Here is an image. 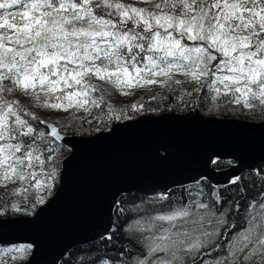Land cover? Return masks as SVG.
<instances>
[{
  "label": "snow or ice",
  "instance_id": "snow-or-ice-1",
  "mask_svg": "<svg viewBox=\"0 0 264 264\" xmlns=\"http://www.w3.org/2000/svg\"><path fill=\"white\" fill-rule=\"evenodd\" d=\"M180 74L213 99L264 106V0H0V183L23 185L16 194L53 188L47 153L59 133L39 130L46 122L32 107L87 110L103 102L94 80L132 89L180 85ZM242 180L229 183L239 192ZM230 200L199 185L178 201L153 198L119 264H264V202L248 204L245 217ZM31 250L0 247V264H28Z\"/></svg>",
  "mask_w": 264,
  "mask_h": 264
},
{
  "label": "water",
  "instance_id": "water-1",
  "mask_svg": "<svg viewBox=\"0 0 264 264\" xmlns=\"http://www.w3.org/2000/svg\"><path fill=\"white\" fill-rule=\"evenodd\" d=\"M45 122L47 131L56 127ZM57 131L53 139L68 151L54 191L30 215L0 218V245H32L28 264H58L72 247L108 238L121 194L165 193L202 179L226 185L264 161V120L221 119L197 107L138 115L94 134ZM215 157L232 164L215 168Z\"/></svg>",
  "mask_w": 264,
  "mask_h": 264
},
{
  "label": "trees",
  "instance_id": "trees-1",
  "mask_svg": "<svg viewBox=\"0 0 264 264\" xmlns=\"http://www.w3.org/2000/svg\"><path fill=\"white\" fill-rule=\"evenodd\" d=\"M173 79H179L182 83L180 85L171 83L172 86L164 85L148 92L144 91L145 93L134 94L133 98L128 100H122L117 97L108 83L94 80L93 82L99 85L100 90L93 93V98L99 100L100 97H103V102L99 107L91 105V109L85 115L74 116L77 112L72 108L65 116L59 113V109L32 107L31 110L35 112L39 119L53 123L61 133L67 134L75 132L94 134L100 130L107 129L112 123L123 119L164 111L182 112L196 105L202 113L217 114L222 118L226 116L236 117L237 115L239 118L253 121L264 120V106H261L259 103L253 108H244L242 105L230 103L228 97L221 96L213 99L212 97L215 96V93L212 90L207 88L201 89L200 85L193 83L190 78L186 80V78L174 76ZM19 99L24 104L31 105L34 103L22 96ZM75 123H77V126L73 127ZM38 127L39 130L47 131L41 124ZM49 140L51 143L48 146L53 151L47 153V155L52 156L51 166L55 167L57 173V179L55 178L53 181V188L51 191L45 192L30 188L26 192L27 194H16L15 190L23 187V185L18 182L6 185L3 189H0V217L30 215L35 207L40 204L36 198L42 196L45 200L54 191L58 182L60 161L66 155L68 149L56 142L52 137H49ZM219 161V164H214V167L223 168L232 163L226 160ZM239 177L243 178L242 181H238V186L241 189L239 192L236 191V186L231 184L214 187L202 179L187 186L171 189L166 194L169 195L171 200L178 201L182 192L186 195V190L189 186L195 189L199 185L205 192L208 189L220 191L232 197V200L227 205L230 211H236L235 202L239 201L244 205L240 209L239 214L246 217V206L248 204L264 202L260 194V190L264 188V163L257 166V171H244ZM156 193L122 194L117 201L118 204L114 211L109 237L75 247L63 256L58 264H100L103 260H107L108 264H119L121 260H127V250L133 249L131 241L139 243L136 240L138 234L131 230L130 225L139 219L145 218L150 213L153 206L150 201L159 196ZM245 198L247 199L245 200ZM13 205H16L19 210H14ZM229 222L237 224L236 230L243 226L235 218H231ZM14 245L24 244H12L10 246ZM133 250L135 251V249Z\"/></svg>",
  "mask_w": 264,
  "mask_h": 264
},
{
  "label": "rangeland",
  "instance_id": "rangeland-1",
  "mask_svg": "<svg viewBox=\"0 0 264 264\" xmlns=\"http://www.w3.org/2000/svg\"><path fill=\"white\" fill-rule=\"evenodd\" d=\"M177 76H180V77H183V78H185L182 74H180V75H177ZM96 81V80H95ZM108 85H110V88L113 90V92H114V94L117 96V97H119L120 99H122V100H128V99H132L133 98V96H134V94H141V93H145L144 91H146V92H148V91H150V90H153V89H156V88H158V87H160L161 85H159V84H156V85H144L143 87H136V88H132V89H128V88H122V89H118V88H116L114 85H111V84H108ZM134 91V92H133ZM126 93V94H125ZM134 93V94H133ZM197 106V105H196ZM198 107V106H197ZM192 108V107H191ZM190 107H189V109H191ZM71 108H68L66 111L65 110H61V109H59V113H61V115L62 116H65V114H67L68 112H69V110H70ZM75 109V111L77 112V113H75L74 114V116H79V115H82V114H87L88 112H89V110L91 109V105H88L87 106V110H85V109H82V108H74ZM189 109H187V110H189ZM199 109V108H198ZM200 110V109H199ZM184 112H186V111H184ZM200 113H202L201 111H200ZM203 115H207V116H209L210 114H205V113H202ZM211 116H216L217 118H222V117H220L219 115H217V114H213V115H211ZM233 118V117H235V116H226V117H223V118ZM242 119H244V118H242ZM77 126V123H75L74 125H73V127H76ZM10 183H12V182H8L6 185H9ZM5 184H3V183H0V189H3L5 186H6ZM160 194H166V193H158V195H160ZM140 220V219H139ZM136 222V221H135ZM134 222V223H135ZM133 223V224H134ZM75 248V247H74ZM74 248H72V249H74ZM71 249V250H72ZM101 264V263H100Z\"/></svg>",
  "mask_w": 264,
  "mask_h": 264
},
{
  "label": "bare ground",
  "instance_id": "bare-ground-1",
  "mask_svg": "<svg viewBox=\"0 0 264 264\" xmlns=\"http://www.w3.org/2000/svg\"><path fill=\"white\" fill-rule=\"evenodd\" d=\"M171 86H172V85H171ZM133 92H134V91H133ZM133 94H134V93H133ZM181 96H182V95H181ZM195 107H197V106H195ZM195 107H193V108H195ZM238 107H239V106H238ZM190 108H191V107H190ZM193 108H191V109H193ZM197 108H198V107H197ZM72 109H74V108H72ZM191 109L186 110V112L182 111V112H177V113L185 114V113H187L188 111H191ZM237 109H238V108H237ZM237 109H236V111H237ZM198 110H199V109H198ZM113 111H114V110H113ZM199 111H200V110H199ZM207 111H208V110H207ZM209 111H210V110H209ZM234 111H235V110H234ZM234 111H233V112H234ZM170 112H175V111H170ZM224 112H225V111H224ZM227 112H228V111H227ZM241 113H242V112H241ZM201 114H202V113H201ZM99 115H100V114H99ZM150 115H151V114H150ZM235 115H236V114H235ZM239 115H240V114H239ZM210 116H211V115H210ZM215 117H216V116H215ZM236 117H237V115H236ZM229 118H230V117H229ZM233 118H234V117H233ZM221 119H228V118H221ZM241 119H242V118H241ZM99 120H100V119H99ZM246 120H247V119H246ZM248 120H250V119H248ZM44 121H45V120H44ZM254 121H255V120H254ZM99 122H100V121H99ZM75 133H77V132H75ZM96 133H97V132H96ZM219 138H220V137H219ZM219 138H218V139H219ZM231 145H234V146L236 147V142L233 140ZM64 147H65V146H64ZM217 147H218V146H217ZM66 148H67V147H66ZM215 158H217V157H215ZM219 160L230 161L229 159H219ZM231 162H232V161H231ZM262 163H264V161H262V162L258 163L257 165H255V169H254V170L247 169V170H245V171H257V166H258V165H261ZM231 164H232V163H231ZM231 164H230V165H231ZM213 167H214V163H213ZM215 168H216V167H215ZM57 171H58V170H57ZM243 172H244V171H243ZM243 172H242V173H243ZM56 179H57V178H56ZM57 183H58V182H57ZM188 185H190V184H188ZM226 185H228V184H226ZM185 186H187V185H185ZM218 186H223V185H218ZM55 187H56V186H55ZM181 187H183V186H181ZM214 187H217V186H214ZM176 188H178V187H176ZM64 189H65V188H64ZM173 189H174V188H173ZM169 191H170V190H169ZM169 191H168V192H169ZM52 192H53V191H52ZM153 192H155V193H156V192H157V193H161L160 191H152V192H150V193H153ZM168 192H165V193H168ZM131 193H138V192H131ZM157 193H156V194H157ZM26 194H27V193H26ZM124 194H128V193H124ZM139 194H141V193H139ZM147 194H149V193H147ZM66 195H68V194H66ZM121 195H122V194H121ZM121 195H120V196H121ZM49 196H50V195H49ZM120 196H119V197H120ZM33 197H34V196H33ZM70 199H71V198H69L68 201H69ZM118 199H119V198H118ZM117 201H118V200H117ZM68 203H69V202H68ZM117 204H118V203H117ZM115 208H116V207H115ZM66 209H69V208L66 207L65 210H66ZM114 211H115V210H114ZM15 216H17V215H15ZM9 217H11V216H9ZM113 217H114V216H113ZM0 218H3V217H0ZM62 218H63V217H62ZM51 221H52V220H51ZM56 221H58V222L60 223V225H61L60 227L64 226V220H61V215H60V219H57ZM22 244H23V243H22ZM24 245H27V244H24ZM0 246H10V244H7V245H0ZM76 247H78V246H76ZM72 248H74V247H72ZM72 248H71V249H72ZM69 251H70V250H69ZM69 251H68V252H69ZM68 252H67V253H68ZM67 253H66V254H67ZM66 254H65V255H66ZM65 255H64V256H65ZM58 263H59V262H58Z\"/></svg>",
  "mask_w": 264,
  "mask_h": 264
}]
</instances>
